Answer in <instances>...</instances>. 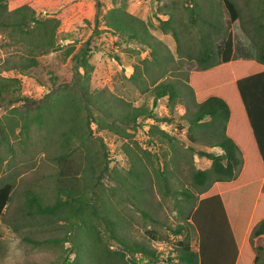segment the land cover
I'll return each mask as SVG.
<instances>
[{"label": "trees", "instance_id": "trees-1", "mask_svg": "<svg viewBox=\"0 0 264 264\" xmlns=\"http://www.w3.org/2000/svg\"><path fill=\"white\" fill-rule=\"evenodd\" d=\"M217 1L169 0L163 12L165 18H158L156 26L161 33L171 36L177 57L196 64L195 70L184 74L185 82L182 84L193 106L185 114L186 136L190 142H194L199 134L202 139H206L207 146L217 147L220 152L194 151L188 147L191 155L196 154L210 161L207 169L195 168L191 171V185L198 187L200 190L196 193L200 194L207 190L201 188L208 180L215 184L202 197L183 186L169 191L162 174L164 172L153 167L151 170L157 184L163 187L162 192L175 194V210L182 215L183 223L177 224L170 232L178 235L182 229L192 225L198 233L196 251L188 246L187 234L178 240L181 245L178 260L181 263L264 264V248L258 245L255 247L256 253L252 254L243 238V228L247 223L251 224V237L264 238V22L256 16L249 18L253 24L250 42L254 47V58L234 60L229 25L239 18V11L232 0ZM57 2L24 0L13 9L9 25L18 34H25L30 44L22 64L18 65L20 71L35 65L34 48H39L36 51L39 54L54 49L53 37L59 25L58 18L38 20L34 17V11L55 6ZM177 5L182 16L175 12ZM0 7L4 5L0 4ZM255 7L262 15L264 0L255 3ZM222 11L227 15L226 23L223 22ZM58 13L64 18L61 23L67 27L78 28L89 21L88 16L69 13L68 8ZM100 20L104 28L121 41L132 42L149 50L151 63L158 68L155 78H151L147 84L152 106L159 98L166 97L171 109L182 92L176 86V81L162 78L168 71L163 66L171 60L166 46L148 31L141 18L127 12L122 5L106 9ZM30 23L32 26H29ZM189 28L194 38L186 42ZM65 53L72 62L70 82L59 84L54 90L45 93L33 113L20 115L21 132L26 134L28 122L42 127L49 120L59 126L60 137L57 141L58 151L53 156L56 165L53 201L43 203L39 194L28 189L23 194V208L25 212L34 211L51 219H65L72 223L80 221L82 226L79 227L90 238L91 247L95 251L99 250L97 256L108 257L113 254L121 258L122 254L99 246L97 230L93 226L95 220L103 224L107 237L119 243L124 250L140 253L143 260L156 257L154 250L143 244L127 242L120 232L118 220L109 217L108 201L106 198L101 199L100 190L95 186L107 167V150L101 136H93V132L106 130L121 138H129L127 127L134 125L137 118H143L155 122L148 124L149 136L159 135L171 147L173 136L159 128L156 123L158 117L149 108L133 106L118 97H104L100 91L88 89L91 65L87 60L86 44L75 49L70 47ZM140 61L144 63V59ZM146 65L143 64L144 71L149 69ZM129 77L136 85L145 82L143 78L139 79L136 65H132ZM19 90L18 78L0 76V103L5 100L14 103L23 99ZM160 119L165 120L164 117ZM91 123L94 125L93 131ZM0 132L2 135L3 129ZM122 149L125 155L130 156V163L122 176H118L116 169H110L117 185L112 189L119 190V186L128 191L131 185L132 188L133 185H140L141 176H148L149 172L141 171V163L136 156L132 159L135 153L131 152L127 143L123 144ZM239 153L243 155V167L237 176L235 169L241 163L237 155ZM127 176L131 178L130 181ZM124 184H128V187ZM11 188L12 184L8 181L0 185V218ZM97 200L99 208L95 205ZM137 208L144 215L141 207ZM98 210L101 214H98ZM214 217L219 219L217 222L220 227L210 220H214ZM146 232L154 239L152 231ZM81 257L82 253L78 254L76 261L80 262Z\"/></svg>", "mask_w": 264, "mask_h": 264}, {"label": "rangeland", "instance_id": "rangeland-1", "mask_svg": "<svg viewBox=\"0 0 264 264\" xmlns=\"http://www.w3.org/2000/svg\"><path fill=\"white\" fill-rule=\"evenodd\" d=\"M23 1H0V4L4 5L3 8L0 7V76L18 78L19 93L23 96V99L14 103H7V100L0 103V129H3L2 135L0 132V185L6 181L12 184L9 200L0 218V264H183L178 260L181 246L178 240H182L187 234L188 246L192 251H196L198 233L192 225L182 229V233L178 235L170 232L177 224L183 223L182 215L175 210V194L162 192L163 187L157 184L151 167L164 172L161 173L165 176L169 191L183 186L197 194L200 189L192 187L191 171L195 168L207 169L210 161L196 154L191 155L188 147L194 151L205 150L214 153H219L220 150L207 146L206 139H202L199 134L194 142H190L186 136L185 114L193 106L190 95L185 94L186 88L182 84L185 82L184 74L197 67L193 61L177 57L171 36L161 33L156 27L157 19L165 18L163 12L169 0H58L55 6L38 8L34 11L36 19L58 18L59 25L53 37L54 49L39 54L36 52L39 48L33 47L35 65L20 71L18 65L22 64L30 44L25 34H18L11 28L9 21L13 9ZM232 1L239 11V18L229 25L233 39L232 58L253 59L254 47L250 42L253 24L249 18L256 16L264 22V13L259 15V10L255 7V3H260L261 0ZM120 5L127 12L141 18L148 31L166 46L171 55V60L163 66L168 71L162 78L176 81V86L182 92L171 109L166 97L159 98L152 106L147 84L151 78H155L158 68L151 63L149 50L132 42L121 41L102 25L101 14L110 7ZM65 8H68L69 13L76 12L88 16L89 21L80 24L78 28L67 27L61 23L64 18L58 13ZM180 10L178 7L175 12L182 16ZM222 19L226 23L227 15L224 11ZM29 26H32V23ZM188 31L186 42L194 38L192 30L189 28ZM81 44H86L87 60L91 65L88 89L92 92L100 91L104 97H118L133 106L149 108L158 117L156 123L159 128L173 136V147L159 135L149 136L148 124L155 122L143 118H137L134 125L127 127L129 138H121L106 130L93 132V136H101L107 150V167L95 186L100 190L101 199L106 198L108 201L109 217L118 220L120 232L127 242L143 244L154 250L156 257H146L143 260L140 253L124 250L119 243L107 237L103 224L95 220L93 226L97 230L99 246L122 254L121 258L113 254L108 257L97 256L99 250L95 251L91 247L90 238L80 228V221L72 223L65 219H51L50 216L39 215L34 211L25 212L23 208V194L28 189L39 194L43 203L53 201L52 188L56 173L53 156L58 151L57 141L60 137L59 126L49 120H46L42 127L28 122L26 134L21 132L20 115L33 113L45 93L54 90L59 84L70 82L72 62L65 52L68 48L75 49ZM143 59L144 63L140 61ZM143 64H147V71L143 70ZM132 65L138 67L139 79L143 78L144 83L136 85L129 79ZM162 117L165 120L160 119ZM90 126L93 131L94 125L91 123ZM125 143L131 152L135 153L132 154V159L136 156L141 163V171L149 172V175L141 176V184L133 185L134 188L124 184L128 191L119 186V190H113L117 185L111 177L110 169H116L118 176H122L129 167L130 156L125 155L122 149ZM237 155L241 161L235 169L238 176L243 167V155ZM127 179L131 180L128 176ZM214 184L208 180L201 188L207 190L197 196L207 194ZM137 190L140 192L137 193ZM129 193H132L131 197ZM90 200L92 201V196ZM95 205L99 208L98 200ZM137 206L141 207L144 215ZM224 212L222 209L223 214ZM98 214H101L99 210ZM210 220L220 227L218 218L214 217L215 221L211 218ZM250 228L251 224H245L243 238L249 251L254 254L256 246L264 248V238L251 237ZM147 230L153 232L154 239L150 238ZM80 253L82 257L80 262H77L76 258Z\"/></svg>", "mask_w": 264, "mask_h": 264}, {"label": "crops", "instance_id": "crops-1", "mask_svg": "<svg viewBox=\"0 0 264 264\" xmlns=\"http://www.w3.org/2000/svg\"><path fill=\"white\" fill-rule=\"evenodd\" d=\"M241 59H249V58H246V57H238V58H236L234 60H241Z\"/></svg>", "mask_w": 264, "mask_h": 264}]
</instances>
